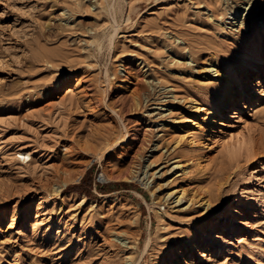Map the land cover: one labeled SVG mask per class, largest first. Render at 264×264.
<instances>
[{"label": "rangeland", "instance_id": "rangeland-1", "mask_svg": "<svg viewBox=\"0 0 264 264\" xmlns=\"http://www.w3.org/2000/svg\"><path fill=\"white\" fill-rule=\"evenodd\" d=\"M261 19L264 0H0V264H264ZM231 86L240 107L208 112ZM90 169L89 195L65 190Z\"/></svg>", "mask_w": 264, "mask_h": 264}, {"label": "bare ground", "instance_id": "bare-ground-1", "mask_svg": "<svg viewBox=\"0 0 264 264\" xmlns=\"http://www.w3.org/2000/svg\"><path fill=\"white\" fill-rule=\"evenodd\" d=\"M223 1H225V2H227L228 0H223ZM247 5V4H246ZM232 8V7H231ZM245 9V8H244ZM238 10V9H237ZM230 11V13H229V16H228V18H230V19H234L235 18V13H236V8L234 9H230L229 10ZM212 15V14H211ZM232 15H234V17L232 16ZM260 27L262 28V29H264V19H261L260 20ZM253 56H255V59L256 60H258L259 61V63L260 64H257V68H255V69H251V70H255V73H257L259 76H260V78H258V81H262V77L264 76V74H263V72L262 71H264L263 69H262V67L264 66V53H260V52H258V50H253ZM205 71H207L209 74V77L210 78H217V79H219L218 81H220V77L218 76V75H220V74H224V73H222V72H220V74H212L211 72L212 71H215V72H217V69L216 68H214L213 66H211V67H205ZM249 73H250V71H249ZM247 75V74H246ZM258 76V77H259ZM245 78H249L248 76L247 77H245ZM225 83H226V86H228V84H227V82L225 81ZM258 83V82H257ZM232 84H233V86L235 85V84H238V85H242L243 84V82H242V79L240 78V75L239 76H235L234 78H233V82H232ZM252 84V82H250L249 83V86L248 87H250V85ZM260 84V83H259ZM259 84H255V86H258ZM233 86H231L230 88H227L226 90H227V93L226 94H222L221 95V97H220V99H219V101H218V108H216V109H209L208 110V112H211V113H214V112H216V113H218L217 115L219 116V117H227V115L229 114V112L230 111H233V110H231V107H232V105H235V106H238V107H240V105H238V104H234V102H233V98H234V96L236 95V93L234 92V90L232 89V87ZM247 89H249V88H247ZM243 93H245V92H243ZM246 99V96H244V98H243V100H245ZM195 102V101H194ZM196 103V102H195ZM198 103V102H197ZM191 106H193V108L192 109H198L199 108V106H198V104H193V105H191ZM221 106V107H220ZM207 119L208 120H210L211 118L208 116L207 117ZM211 121V120H210ZM220 123H221V121H220ZM257 142V141H256ZM262 142V141H261ZM258 143L260 144V142H259V140H258V142H257V145H258ZM256 144V143H255ZM22 147V146H21ZM256 147H259V148H262V147H260V146H256L255 145V148ZM20 148V147H19ZM20 154H22V157H23V159L24 158H28L29 157V155H30V152H28V151H20ZM180 166H182L181 164H180V162H176V163H174V165H173V167L174 168H179ZM173 167H172V169H173ZM178 171V170H177ZM231 172V171H230ZM80 175L81 174H79L76 178H75V180H78L79 178H80ZM229 175V174H228ZM65 181V180H64ZM66 183V182H65ZM67 186V185H66ZM65 186V187H66ZM60 187V186H59ZM65 187H64V189H65ZM176 187V186H175ZM171 188V190L167 193V196L169 197V199L170 198H173L174 197V199H173V202H175V203H180V202H182V197H183V194H184V192H185V190H186V188H184V187H181V188ZM63 189V190H64ZM65 190H67V189H65ZM70 192H72V191H70ZM166 194V193H165ZM166 196V197H167ZM167 197V198H168ZM210 197H211V195H210ZM164 198H165V196H164ZM166 198V199H167ZM212 198H214V196L212 197ZM167 201V200H166ZM231 201V200H230ZM230 201H228V202H226V203H224L223 204V208H225L226 209V212H218V214L216 215V223L215 224H212L211 226H209V228H208V232L207 233H205V237L207 238V239H211V235H212V233L216 230V229H219V228H221L222 227V224H223V222L224 221H226V220H228V219H230V217H229V210L232 208V206L235 204V202H233V204L231 205V207H230V203L232 202H230ZM190 203V202H189ZM172 204V203H171Z\"/></svg>", "mask_w": 264, "mask_h": 264}, {"label": "trees", "instance_id": "trees-1", "mask_svg": "<svg viewBox=\"0 0 264 264\" xmlns=\"http://www.w3.org/2000/svg\"><path fill=\"white\" fill-rule=\"evenodd\" d=\"M91 169L88 170L83 177L80 179L78 183L68 184L66 186L67 190H75L79 192H85L86 194H90V191L86 188L90 187L93 184V178L90 177Z\"/></svg>", "mask_w": 264, "mask_h": 264}]
</instances>
